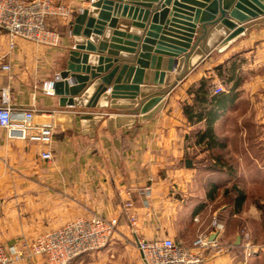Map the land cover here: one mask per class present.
Instances as JSON below:
<instances>
[{
    "label": "crops",
    "instance_id": "0c3cea01",
    "mask_svg": "<svg viewBox=\"0 0 264 264\" xmlns=\"http://www.w3.org/2000/svg\"><path fill=\"white\" fill-rule=\"evenodd\" d=\"M55 1L71 9L68 21L58 16L48 18L49 25L61 35L58 45L48 46L18 37L11 47L6 31L0 28V103L6 97L14 109H33L36 123L49 121L55 125L52 156L48 159L40 156L42 144L9 136L7 129L0 127V246L10 259L8 264H47L43 255L31 252L32 242L69 221L95 216L118 217L115 234L123 243L131 236L135 242L137 234L146 239L168 236L191 244L203 234L214 237L221 247V250H207L205 264H264V199L258 196L252 199L251 187L235 180L231 182V178H224L221 183L217 179V190L210 198L212 182L201 181L209 171L208 175L214 172L230 176L254 175L264 161V15L244 23L243 35L223 49L207 52V56L180 79L177 80L175 75L178 74L172 71L177 84L167 94L164 93L166 85L150 92L151 73L155 70L151 67L163 68L162 58L166 56L155 53L159 39L161 36L173 38L174 31L185 26L182 23L191 22L184 18L193 20L194 9L205 2L177 0L175 5L173 0L166 6L168 13L161 23L162 30L146 51L162 60L158 63L157 59L152 66L151 58L143 59L148 62L144 68L148 73L145 71L141 84V92L163 93L166 100L155 116L141 120L139 108L143 98L140 95L133 107H112V100L107 98L103 101L105 107L90 109L61 107L58 96L42 91V84L54 79L64 66V55L73 43L70 20L83 7H89L91 0ZM119 2L130 6L135 3L134 6L142 10L148 8L136 4L148 2L151 11L139 17V13L136 16L135 11L129 9L117 14L112 9L116 25L110 27L106 22L100 35V40L107 37L109 47L100 51L96 42L97 48L91 54L117 59L114 66H140L137 60L143 51V40L153 21V13L163 0ZM134 21L144 22V25L134 26ZM199 23L201 21L196 30ZM212 27L204 44L218 38L213 33L209 36ZM117 30L123 34L122 42L117 44L130 46L127 41L135 42L133 52L120 48L117 54L108 53ZM129 34L133 38H128ZM134 36L138 39L134 40ZM236 53L246 58L241 68L244 81L237 100L215 124V132L225 147L214 149L224 159H237L238 167H234L232 173L227 168L200 167L197 160L210 150L196 142L194 130L202 124H192L183 105L191 101L189 88L203 77L213 76L216 85L224 86L214 68ZM6 63L9 69L3 68ZM90 63H97V59H91ZM175 66L177 68L178 64ZM127 75L126 71L124 78ZM134 76L135 72L127 81H132ZM146 78L149 83L145 82ZM112 84L107 86L105 94H110ZM187 158L192 159L191 166L186 164ZM243 160H248V167ZM233 183L246 194L239 210H236L235 193H225ZM226 197L229 200L224 201ZM128 200L133 202V211L138 216L135 229L127 216L125 203ZM135 246L137 248L136 242ZM249 246L255 249L252 255H247ZM142 262L136 264H145L143 258ZM69 264L84 263L74 259Z\"/></svg>",
    "mask_w": 264,
    "mask_h": 264
},
{
    "label": "water",
    "instance_id": "95a60500",
    "mask_svg": "<svg viewBox=\"0 0 264 264\" xmlns=\"http://www.w3.org/2000/svg\"><path fill=\"white\" fill-rule=\"evenodd\" d=\"M115 1L91 0L89 7H83L70 20V33L73 36V43L64 55V66L58 73L59 79L54 82L55 95L59 97V105L61 107L81 106L90 109L105 107L106 104L103 101L107 98L112 100V107H133L138 102V96L140 95L143 98L139 108L142 115L140 119L148 120L156 115L166 100L163 93L149 94L141 92V84L144 82L142 76L145 71L146 74L148 73V70L144 68L148 64L149 58L152 60V66H154L157 59H159L158 63L163 59L164 67H151L155 70L151 73L153 77L150 80L151 86L148 89L151 92L160 89L162 85H166L167 89L164 93L167 94L177 84L176 80L173 81L174 75L172 71L175 70L178 74L175 77L177 80L180 79L187 71L197 66L207 56V52H211L214 49H223L243 35L246 32L244 23L264 15V0H205V2L199 3L198 7L194 9L193 20L190 17H183L191 22L182 23L185 26L179 27L180 31H174L176 35L172 36L173 38L161 36L158 41L159 46L155 51L156 55H166L161 59L155 54L152 56L146 51L150 48L149 44L155 42L156 36L162 30L161 23L164 22L168 13L166 6L173 1L163 0L160 8L153 13V21L150 24L147 36L143 40V51L137 60L140 66L123 64L120 67L119 64L115 66L113 64L117 59L105 57L102 54L92 56L91 51H95L97 48L96 42H98L100 51L108 49L107 37L105 36L103 40H100V35L104 31L106 22L110 23V27L116 25V18H112V9H115L116 14L118 11L123 10L124 13L129 9L132 12L135 11L134 14L136 16L139 13V17H142L144 13L145 15L150 13L149 7L151 4L148 2L140 4L138 2L136 5L148 8L142 10L134 6L135 3L130 6L127 3L121 4L119 0L118 2ZM174 4L177 5L178 1L175 0ZM190 10L193 11L192 9ZM199 20L201 23H199L200 26L196 30ZM143 23L141 21L133 22L134 26L137 27H142ZM211 27L212 30L209 36L213 33L218 38L214 42L204 44ZM114 33L115 36L112 38V44H110V49L108 50L109 54H117V49L120 48L129 52L134 51L135 42L127 41L130 46H120L117 43L122 42L120 37L123 34L120 30ZM127 36L130 39L133 38L132 34ZM137 39V36H134V40ZM176 57H179V59L176 60ZM95 58L97 63L92 65L90 61ZM143 59H147V61ZM176 63L178 64L177 68L175 66ZM126 71L128 75L124 78ZM133 72H135L133 80L127 81ZM146 81H148L147 78ZM112 82L110 94H105L107 86ZM146 83H149V81ZM123 99L128 100V104L122 102L121 100ZM120 117H118V122H120ZM186 164L191 166L192 159L187 158ZM211 239H214V237Z\"/></svg>",
    "mask_w": 264,
    "mask_h": 264
},
{
    "label": "built area",
    "instance_id": "2783aa9c",
    "mask_svg": "<svg viewBox=\"0 0 264 264\" xmlns=\"http://www.w3.org/2000/svg\"><path fill=\"white\" fill-rule=\"evenodd\" d=\"M70 6L55 0H0V28L6 31L10 46L22 37L48 46L58 45L60 33L48 23L50 16H58L68 21ZM9 69V64H3ZM59 79L46 80L42 91L54 95V82ZM219 84L215 91L223 89ZM33 109H14L6 97L0 103V127L7 129L9 136L31 140L42 144V158L52 156L51 144L54 139L55 125L52 122L36 123ZM127 216L132 228L138 225V216L133 211L131 200L125 203ZM119 226L118 217L95 216L80 217L69 221L59 228L49 230L38 236L31 244L33 254L43 255L47 264H69L79 255L92 252L107 245ZM136 234V232H135ZM135 242L145 264H205L207 250L221 247L208 235L200 234L191 244L177 242L172 237L146 239L137 236ZM255 249L249 246L247 255ZM10 261L3 247L0 246V264Z\"/></svg>",
    "mask_w": 264,
    "mask_h": 264
},
{
    "label": "trees",
    "instance_id": "16d2710c",
    "mask_svg": "<svg viewBox=\"0 0 264 264\" xmlns=\"http://www.w3.org/2000/svg\"><path fill=\"white\" fill-rule=\"evenodd\" d=\"M245 62L246 58L241 53H236L214 68L216 75L224 81V88L219 91H215L217 85L213 76L203 77L188 90L191 101L183 105V110L192 124H202L194 130V136L198 144L210 150L208 157L212 163L206 166L207 169L221 170L227 168L228 171L233 173L234 167L227 164L222 155L214 153V149L217 147H225V143L221 141L215 132V124L239 97V88L244 81L241 68ZM211 184L212 187L209 192L210 198H213L217 185L215 182ZM225 191L226 194L229 192L231 194L235 193L236 210L241 209L246 199L245 191L237 183H233L231 188ZM260 207L263 209L262 206Z\"/></svg>",
    "mask_w": 264,
    "mask_h": 264
},
{
    "label": "rangeland",
    "instance_id": "374dc122",
    "mask_svg": "<svg viewBox=\"0 0 264 264\" xmlns=\"http://www.w3.org/2000/svg\"><path fill=\"white\" fill-rule=\"evenodd\" d=\"M214 153H217V152L215 151ZM225 161L227 164H230L231 166L235 168L238 167L237 159L233 157H229V158L225 157ZM197 162L200 165V167H205V168L206 166H209L212 163L211 159L208 157V153H206L205 155H203V157L198 159ZM243 163L245 164L246 167H248V164H247L248 160H243ZM208 173H206V177L202 178L201 181L203 183H206L207 181L208 182H219L217 181V179L221 180L220 181L221 183L222 180H224V178H231V182L235 180L234 182H237L238 184L251 187L250 193H251L252 199L255 198L256 196L264 199V161L262 162L261 167L257 169L256 174L254 175L245 174V175H239V176H236V175L230 176V175H222L216 172L210 173L209 175ZM226 198H224V201L229 200L228 198L227 199ZM217 206L218 205L216 204L214 208H216ZM263 220H264V217H263ZM259 232H261V230ZM120 240L121 239L117 236V234H114L111 241L107 245H105L103 248L96 250V251L83 253L79 255L77 258H75V261H82L84 264H136L139 262L143 263L142 256L138 248H136L135 246L133 237L131 236L130 240L128 241L126 240V243H123L124 241L121 242Z\"/></svg>",
    "mask_w": 264,
    "mask_h": 264
}]
</instances>
